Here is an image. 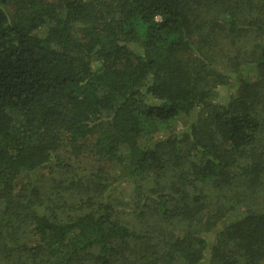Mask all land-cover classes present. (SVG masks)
I'll return each mask as SVG.
<instances>
[{
	"label": "trees",
	"instance_id": "trees-1",
	"mask_svg": "<svg viewBox=\"0 0 264 264\" xmlns=\"http://www.w3.org/2000/svg\"><path fill=\"white\" fill-rule=\"evenodd\" d=\"M205 258L264 264V0H0V264Z\"/></svg>",
	"mask_w": 264,
	"mask_h": 264
},
{
	"label": "rangeland",
	"instance_id": "rangeland-1",
	"mask_svg": "<svg viewBox=\"0 0 264 264\" xmlns=\"http://www.w3.org/2000/svg\"><path fill=\"white\" fill-rule=\"evenodd\" d=\"M237 82L234 80L232 86H227L222 89H220V93L222 96H227L230 92H234L236 87L235 84ZM224 99V97H222ZM185 118L181 117L178 119H175L171 122H168L162 127L159 126V132L164 134L168 133L170 131L174 130H180L185 125ZM86 166L88 167L87 163ZM43 174V176H42ZM34 175H36L40 179V188L42 190V201H45L49 196L57 195V192L59 193L60 189L57 185V181L59 179H65L66 177L73 178V174H65V173H56L55 174H49L47 170H40L36 172ZM133 182L131 180H122L115 184L111 189L109 190V194L111 198H113L117 203V208L120 212H123L122 216H124L125 219L129 220L132 224L135 225L133 219L128 214V212L131 210V196L133 194ZM237 212H231L230 215L225 219V221L221 224L223 225L229 220L236 219L238 216ZM171 225V224H170ZM221 225H218L217 230L221 227ZM214 235H209V241L212 240V237ZM208 258H205L202 262V264H207Z\"/></svg>",
	"mask_w": 264,
	"mask_h": 264
}]
</instances>
